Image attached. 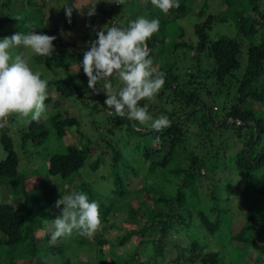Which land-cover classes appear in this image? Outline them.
I'll use <instances>...</instances> for the list:
<instances>
[{
    "label": "trees",
    "instance_id": "trees-1",
    "mask_svg": "<svg viewBox=\"0 0 264 264\" xmlns=\"http://www.w3.org/2000/svg\"><path fill=\"white\" fill-rule=\"evenodd\" d=\"M45 1L30 0L27 6L39 12L46 6ZM130 1L111 0L114 9L110 14H117L119 9L126 12ZM145 1L147 8L125 16L122 26L141 15L155 18L159 11V28L147 40L150 55L153 61L168 51L176 55L167 58L165 65L157 70L163 72L165 82L152 96L155 101L145 97L138 103H147L154 117L166 114L170 124L157 131L149 127L150 122L120 117L112 110L93 129L101 135L106 149H99V140L88 138L81 146L70 144L62 151H48L43 146L52 134L62 140L69 129L75 127L81 132L77 117L62 115L58 108L52 115L47 112L40 121L10 114L8 124L0 126V143L6 153L0 160V185L7 183L21 189L32 179L34 171L30 167L26 170L21 159L25 155L39 163L43 159L39 170L50 178L59 177L62 190L58 186L50 188L52 199L45 203H0V247H3L0 255L7 257L0 264H17L23 260L43 264L40 259L48 255L57 260L55 264H80L67 255V248L75 252L84 247L94 254V260L85 264H162L168 245L182 248L167 264H264V242L260 241L264 236V115H260L264 111V0H241L233 19L236 36L220 34L215 38L210 35L215 22L229 18L211 13L208 11L211 0H202L199 15L205 19L194 25L196 43L183 39L182 28L177 33L178 39H165L167 25L187 15L190 0H182L167 13L155 7L152 0ZM65 2L66 8L72 7L71 16L65 22V8L62 24L54 29L39 26L30 15L20 17L17 15L20 11L15 9L14 16L6 17L0 27V37L29 30L56 37L64 29L53 41L51 58L56 67H74L76 72L66 78L47 79V89H54L58 97H73L86 105L84 87L89 78L82 66L79 68L83 59L81 46L89 48L97 31H88L76 39L83 42L64 40V32L76 27L78 13L75 0ZM226 2L230 4V0ZM118 20L105 21L108 26L121 25ZM11 51L13 56L20 54L18 46ZM189 52L193 53L192 67L181 74L178 62ZM35 57L43 60L42 55ZM51 100L47 96L45 104ZM55 100L57 107L59 101ZM15 125L18 139L11 133V126ZM114 134L120 138L115 140ZM234 147L236 150L232 151ZM136 155L145 160L144 168H140L142 174ZM105 166L108 171L103 183L94 185L87 180H76L84 169L96 173ZM131 173L142 176L140 188H128ZM71 184L76 188L70 187ZM73 190H83L89 199L99 203L101 224L91 234L92 239L76 233L79 237L71 236L63 244L62 236L51 239L50 230L39 244L45 222L58 216L57 208L61 211L63 207H57L56 201L63 193ZM236 198L245 208L238 229ZM133 200H137V206ZM120 204L126 210L125 226H118L113 220ZM28 205L26 213L24 207ZM113 226H118L119 243L139 239L136 245L138 249L143 247L144 258L138 249L128 256L105 250L104 245L109 241L107 228ZM223 240L226 243L219 247ZM213 243L218 246L216 259L205 258L206 247ZM250 248L256 252L252 263L245 259Z\"/></svg>",
    "mask_w": 264,
    "mask_h": 264
},
{
    "label": "rangeland",
    "instance_id": "rangeland-1",
    "mask_svg": "<svg viewBox=\"0 0 264 264\" xmlns=\"http://www.w3.org/2000/svg\"><path fill=\"white\" fill-rule=\"evenodd\" d=\"M30 0H0V27L3 25L4 20L6 17L14 16V10H19L20 17L23 15L31 16L35 23H37L39 26L46 27L48 26L51 29H54L56 25L62 24V14L65 11V8L68 4H66L65 0H46L45 4L46 6H43V9L39 12L36 10L35 12L32 11V8H28L27 4ZM182 0H178V3H180ZM95 2V13L89 15V6ZM202 0H190L187 1L189 10L187 15L184 18H179L177 20L171 21L165 31V39L166 41H170L174 38L178 39V34L180 31V28L184 30L183 39L191 41L193 43H196L197 38L194 34V25L199 22L201 19H205V16L203 18H200L199 12L202 5ZM5 3V6H4ZM241 3V0H230V4L226 2V0H211L210 7L208 11L214 14L223 15L229 18V21H217L215 22L212 30H210V35L212 37H217L220 34H227L230 36H236V28L233 23L234 19V12L238 8ZM76 7L78 8V13L75 16L76 20V27L72 30L65 31L63 34V38L66 41L69 42H83V40L77 38H81L83 34H86L89 32L94 33L95 31H99L104 25H106V19H112L114 22L120 21L121 25L124 21V17L131 14H137L138 11L141 9L144 10L147 8V4L145 0H131L129 2L128 7L125 9L126 12H124L122 9H119L117 14H110V12H113L112 9V2L111 0H75ZM9 5V6H8ZM4 6V7H3ZM155 6V5H154ZM3 7V8H2ZM156 7V6H155ZM71 8L72 12V7ZM40 9V8H38ZM158 11V8L156 9ZM159 12V11H158ZM157 14L154 16L155 18H160V14ZM123 14V16H121ZM16 15V16H17ZM114 15V16H113ZM17 16V17H19ZM121 16V17H120ZM19 17V18H20ZM173 17V16H171ZM108 25V24H107ZM47 28V27H46ZM64 30V29H63ZM61 30V31H63ZM61 31H58L56 34V37L61 35ZM20 50V54L22 55H28L31 57L30 63L34 68L39 69L43 76H45L47 79L51 78H66L69 76V74L75 73L73 68H58L55 66L51 55H45L43 56V60H38L37 57H35V54H32L30 52H25L22 46H18ZM87 47V46H86ZM84 46H81L82 52L84 53V50L87 48ZM160 51H158L159 53ZM181 53V52H180ZM175 53L168 51L166 54H161L157 59L153 61V65L158 70L159 67H162L165 65L167 58H174ZM178 55V54H177ZM193 55L192 52H189L188 55L182 56L181 60L178 62L179 72L181 74H184L185 71H187L189 68L192 67V59L190 58ZM99 83V82H97ZM114 86L119 85L118 80L113 81ZM86 87H84V98L88 102V104L84 105L81 100H77L73 97L67 98L64 96L58 97L54 89H47V96H51V101L47 103V112L49 115H52L57 110L62 113V115L71 116V117H77L80 122V130L79 132L75 127L72 129L67 130L64 138L62 140L57 139V137L52 134L51 139L49 142L43 146L48 151H62L66 145L70 144H79L81 146L82 143L86 142L87 139L92 138L93 141L99 140L100 145L98 146L99 149H104L106 147L103 140H101V135L98 132H93V129L95 127H98V123L103 119L106 118V114H111L112 110L108 108L104 101L106 99V93L101 90L99 92L94 91L93 89L88 87V81L86 82ZM100 86V85H99ZM96 86V87H99ZM150 101H155L154 97H148ZM55 99H58L59 105L55 106ZM158 102V101H156ZM94 105L97 106V110L94 109ZM216 108V107H215ZM98 111V112H97ZM260 115H264V111L262 110ZM30 116V115H29ZM10 120V116L6 118L3 124H8ZM100 124V123H99ZM219 126V125H218ZM222 126V125H221ZM17 125L11 126V133L15 137V139H18L17 134ZM138 129V128H137ZM82 134L85 136L83 137ZM120 138L119 134H114V139L117 140ZM242 145V144H241ZM95 147L97 145H94ZM120 146V144H119ZM30 150H32V147H29ZM41 149V148H40ZM106 149V148H105ZM236 147L232 151H235ZM110 153V149H108ZM46 154V153H45ZM6 155L1 143H0V160L4 158ZM47 155L44 156V158ZM139 160V164L137 167H139L142 170L144 168V157L140 155L135 156ZM21 159L23 162V165H25L26 170L30 167L34 171V174L31 176L32 179L28 180L24 185L25 187H22L21 189H15L10 184L2 183L0 185V203L3 202H20L23 201L26 204H35V203H45L50 200V197L52 199L51 193L49 191L50 188L58 186L59 191L62 190V187L60 185V179L59 177L50 178V176H46V172L44 173L41 169L39 170L41 164L43 163L40 159V163L36 162V159L29 158L25 155H21ZM45 161V160H44ZM38 170V171H35ZM108 171V167L105 166L104 168H100L97 170L96 173H93L89 169H84L79 177L76 178L78 182L82 181H88L94 183H103V176ZM39 172V173H38ZM140 174L141 171H140ZM130 182L127 183L128 188L130 190L132 189H138L141 187V184L139 183L142 176L135 177L132 173L129 175ZM75 180V181H76ZM72 188H76L73 184L70 185ZM102 188V187H101ZM63 191L66 192V189L64 187ZM143 197V196H142ZM145 198V197H143ZM137 200H133L132 203L137 206ZM208 205V203H206ZM237 204V205H236ZM236 204L234 205V208L239 212L238 215V221L235 224L236 229L239 228L241 225V221L243 220V213H244V207H242V203L239 201V199L236 198ZM242 204V205H241ZM29 205L27 207H24V211L26 213L29 211ZM57 210L60 212V209L57 208ZM126 218V210L123 205L118 206V210L116 212V217L113 219L118 226H125L123 220ZM45 228L40 231L39 235V244H42L44 241V236L47 231L53 230L51 221L48 220L45 222ZM117 226V227H118ZM116 226L113 228L108 227L107 228V237L109 239L108 243H105L104 247L107 252L110 254H124L125 256H128L130 253H132L135 249H138V245H136L139 241V239H131L129 242H126L124 244L119 243L120 240L118 239V235L120 234L118 228ZM38 232V231H37ZM103 232V231H102ZM76 232H73V234L62 236V239L60 240L61 243H68L67 240H69V237H79V235H75ZM86 239H92V235L86 236ZM213 240V238H211ZM261 243L264 242V236L260 240ZM185 242V241H184ZM182 242V243H184ZM226 243V240L221 242L219 244V247L224 246ZM113 245V246H112ZM3 248V247H0ZM20 248V247H19ZM182 248V247H181ZM181 248H176L173 245H168L167 247V253L165 261L162 264H167V262L171 261L175 257H177L178 253L181 251ZM218 250L217 244H209L205 249V258L208 257H214L216 259V251ZM67 255H71V257L79 262L80 264H85L89 260H94V254L90 253L88 248L84 247L78 251L73 252L72 249L67 248ZM138 254L141 255L142 258H144V250L143 247L138 249ZM17 254L16 252L14 255ZM26 253H22L24 255ZM256 255V252L250 248L249 251L246 253L245 259H248L249 262H253V258ZM7 257L0 255V262H6ZM43 264H55L57 261L50 255L48 256H42L40 259ZM247 260V261H248ZM58 262H62V259H59ZM32 261L23 260V261H17V264H32Z\"/></svg>",
    "mask_w": 264,
    "mask_h": 264
},
{
    "label": "clouds",
    "instance_id": "clouds-1",
    "mask_svg": "<svg viewBox=\"0 0 264 264\" xmlns=\"http://www.w3.org/2000/svg\"><path fill=\"white\" fill-rule=\"evenodd\" d=\"M95 2L89 6V15L95 13ZM152 4L167 13L178 6V0H152ZM71 16V8H66ZM158 18L138 16L128 21L127 26L113 23L97 31L96 39L84 50L79 61L88 76V87L106 93L105 105L118 116L141 123L159 131L170 124L166 114L153 116L148 104L138 102L151 97L165 82L163 72L153 65L147 40L159 28ZM55 36L36 30L18 31L11 36L0 37V126L13 113L29 116L40 121L47 113L45 104L48 95V80L30 63L31 57L18 54L12 49L22 46L25 52L35 55H51ZM79 70V69H78ZM118 80L119 85L113 81ZM99 82V87H96ZM60 214L51 220V239L73 234L91 235L101 224L99 203L89 199L83 190L63 193L56 201Z\"/></svg>",
    "mask_w": 264,
    "mask_h": 264
},
{
    "label": "water",
    "instance_id": "water-1",
    "mask_svg": "<svg viewBox=\"0 0 264 264\" xmlns=\"http://www.w3.org/2000/svg\"><path fill=\"white\" fill-rule=\"evenodd\" d=\"M69 18V16L67 15V17H66V19H65V22H66V20ZM65 22H64V24H65ZM63 24V25H64ZM62 28H63V26H62ZM62 30V29H61ZM222 125V123H219V126H221Z\"/></svg>",
    "mask_w": 264,
    "mask_h": 264
}]
</instances>
